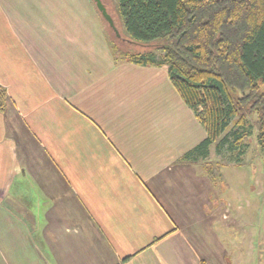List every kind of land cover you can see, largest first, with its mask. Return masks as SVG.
Instances as JSON below:
<instances>
[{
    "label": "crops",
    "instance_id": "crops-1",
    "mask_svg": "<svg viewBox=\"0 0 264 264\" xmlns=\"http://www.w3.org/2000/svg\"><path fill=\"white\" fill-rule=\"evenodd\" d=\"M109 39L92 0H0V264H223L205 128Z\"/></svg>",
    "mask_w": 264,
    "mask_h": 264
},
{
    "label": "trees",
    "instance_id": "trees-1",
    "mask_svg": "<svg viewBox=\"0 0 264 264\" xmlns=\"http://www.w3.org/2000/svg\"><path fill=\"white\" fill-rule=\"evenodd\" d=\"M117 3L131 40L145 46L122 56L142 66L168 65L173 86L207 132L187 156L206 159L213 145L218 153L245 150L255 116L264 159V0ZM7 106L0 85V111Z\"/></svg>",
    "mask_w": 264,
    "mask_h": 264
},
{
    "label": "rangeland",
    "instance_id": "rangeland-1",
    "mask_svg": "<svg viewBox=\"0 0 264 264\" xmlns=\"http://www.w3.org/2000/svg\"><path fill=\"white\" fill-rule=\"evenodd\" d=\"M92 2L99 13L95 2L93 0ZM103 2L120 33V37L117 38L115 32L102 18L107 25L109 41L115 54L125 58L127 56H122V53L143 50L145 46L134 43L125 30L118 12V0ZM254 119L255 116L248 121L254 126L251 127V135L245 140V150L233 151L226 147L218 153L215 146H212L205 163L202 166L198 165L197 168L209 178L210 204L218 203L224 209L219 210V213L223 214L224 222L221 215L218 222L210 212V220L215 221V224L213 226L209 224L207 230L202 229L203 232L208 231L204 236L211 246L215 233L222 236L220 248H224L226 254L223 264H264V159L257 143Z\"/></svg>",
    "mask_w": 264,
    "mask_h": 264
},
{
    "label": "water",
    "instance_id": "water-1",
    "mask_svg": "<svg viewBox=\"0 0 264 264\" xmlns=\"http://www.w3.org/2000/svg\"><path fill=\"white\" fill-rule=\"evenodd\" d=\"M96 4V7L101 15V17L109 24V26L112 28V30L115 32L117 37H120L119 30L117 29L115 25V21L112 17V15L109 13L107 6L103 2V0H93Z\"/></svg>",
    "mask_w": 264,
    "mask_h": 264
}]
</instances>
